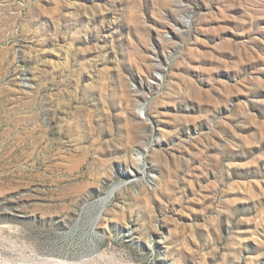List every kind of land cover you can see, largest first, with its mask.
I'll use <instances>...</instances> for the list:
<instances>
[{
  "label": "rangeland",
  "instance_id": "obj_1",
  "mask_svg": "<svg viewBox=\"0 0 264 264\" xmlns=\"http://www.w3.org/2000/svg\"><path fill=\"white\" fill-rule=\"evenodd\" d=\"M0 264H264V0H0Z\"/></svg>",
  "mask_w": 264,
  "mask_h": 264
},
{
  "label": "bare ground",
  "instance_id": "obj_2",
  "mask_svg": "<svg viewBox=\"0 0 264 264\" xmlns=\"http://www.w3.org/2000/svg\"><path fill=\"white\" fill-rule=\"evenodd\" d=\"M118 187H115L114 189H112L109 194L105 197V199L103 200V208L106 207V205L108 204V202L111 200V198L115 195L116 191H117ZM35 263V262H34Z\"/></svg>",
  "mask_w": 264,
  "mask_h": 264
}]
</instances>
